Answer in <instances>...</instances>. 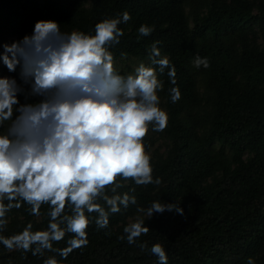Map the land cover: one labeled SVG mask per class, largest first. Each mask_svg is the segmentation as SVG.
I'll return each mask as SVG.
<instances>
[{"label":"trees","instance_id":"1","mask_svg":"<svg viewBox=\"0 0 264 264\" xmlns=\"http://www.w3.org/2000/svg\"><path fill=\"white\" fill-rule=\"evenodd\" d=\"M124 11L131 19L119 25L124 36L110 48L114 59L148 62L151 44L160 41L181 91L180 101L171 103L172 85L166 74L160 77L168 126L148 134L146 144L149 150L160 139L165 144L151 155L153 178L161 184L123 182L119 191L135 187L137 205L110 215L107 229L93 222L88 246L61 264H156L148 249L157 242L168 264H246L249 257L264 264V0H0V45L31 35L40 20L92 34L96 23ZM141 24L153 28L149 36L139 35ZM195 56L207 57L210 67L196 68ZM28 102L22 93L21 103ZM159 199L179 204L184 215L165 211L148 219L137 212ZM27 208L12 209L0 234L18 233L30 221L34 230L46 227L47 216H30ZM137 216L150 231L129 245L119 237ZM143 242L148 247L141 250ZM44 258L0 245V264H43Z\"/></svg>","mask_w":264,"mask_h":264},{"label":"clouds","instance_id":"2","mask_svg":"<svg viewBox=\"0 0 264 264\" xmlns=\"http://www.w3.org/2000/svg\"><path fill=\"white\" fill-rule=\"evenodd\" d=\"M130 19L127 11L103 19L92 34L67 33L55 21L40 20L31 35L0 45V61L9 72L19 68L28 95L39 98L21 104L18 96L25 89L15 78H0V233L7 228V214L23 205L30 216H47L42 229L34 230L30 221L18 233L0 234V245L8 252L22 250L40 258L52 253L43 264H61L74 250L88 246L87 229L93 222L107 229L110 215L137 205L135 187L119 191L123 182L161 184L159 177L153 178L146 144L150 131L163 132L168 126V112L160 106V77L166 74L172 85L171 103L180 101L181 91L160 41L151 44L147 63L128 75L118 72L110 48L124 36L119 25ZM152 31L146 24L138 28L142 37ZM193 63L210 67L207 57L195 56ZM165 211L184 215L179 204L160 199L147 209L137 206L148 219ZM149 231L145 219L137 216L123 227L119 239L133 245ZM61 241L65 247H54ZM139 247L146 249L147 242ZM148 250L157 257L156 264H168L161 243ZM246 264L256 261L249 257Z\"/></svg>","mask_w":264,"mask_h":264},{"label":"rangeland","instance_id":"3","mask_svg":"<svg viewBox=\"0 0 264 264\" xmlns=\"http://www.w3.org/2000/svg\"><path fill=\"white\" fill-rule=\"evenodd\" d=\"M14 37H6V41H11L13 40ZM115 61V67L118 70V72H123L125 75H128L130 73L133 72V70L135 69V67L140 64L141 62H145L147 63V61H141L137 58H133V57H128V58H118V59H114ZM20 69L17 68V70L15 72H9L7 67L3 64L2 61H0V78H4V77H10V78H15L17 80V83L21 85V87H23L25 89L24 91V95L26 96L27 100L29 101L28 103H36L38 102L39 98L38 97H33L28 95L29 92V87L28 85H24L23 82L20 80ZM21 95L20 94L18 96V99L21 103ZM23 104V103H21ZM161 106V105H160ZM162 108V106H161ZM154 132H149L150 135H152ZM159 150V153L163 152L165 149V144L162 142V140H158L154 146L152 147V149L150 150L151 155L154 152V150ZM132 220V219H131ZM130 220V222H131Z\"/></svg>","mask_w":264,"mask_h":264}]
</instances>
